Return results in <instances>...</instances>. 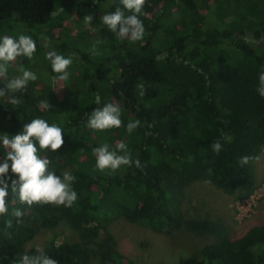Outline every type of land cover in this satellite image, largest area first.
<instances>
[{
    "label": "trees",
    "instance_id": "trees-1",
    "mask_svg": "<svg viewBox=\"0 0 264 264\" xmlns=\"http://www.w3.org/2000/svg\"><path fill=\"white\" fill-rule=\"evenodd\" d=\"M63 1L0 0V28L14 33L40 28ZM83 7L80 15L93 17L88 50L47 46L72 57L67 81L76 73L83 81L61 97L49 50L38 45L36 34V51L44 55L50 77H43L42 87L29 81L26 90L15 93L18 105L0 97V135L14 136L36 118L63 129L59 150H40L37 143V154L50 161L48 169L57 176L75 177L71 187L78 199L71 207H29L9 190V214L0 216V264H19L23 255H35L29 242L62 219L80 231L83 242L52 240L42 247L58 264H89L92 252L103 264H135L118 249L109 229L114 220L125 217L169 235L185 226L216 233L218 223L185 217L186 188L208 181L226 193L248 195L256 186L253 162L264 147V97L257 92L264 72V0H146L139 14L144 36L135 42L119 39L102 23L103 15L124 10L120 0H87ZM13 78H0V88ZM40 101H48L49 110ZM107 103L120 108L122 126L89 128L88 116ZM136 120L140 124L129 134L126 126ZM216 141L223 145L219 154L211 147ZM120 143L133 165L99 171L94 149L107 144L122 155ZM5 156L0 147V163ZM243 156L251 159L241 166ZM7 175L18 179L10 168ZM14 209L24 215L11 216ZM184 264H264V225L237 238L223 236L204 248L202 259Z\"/></svg>",
    "mask_w": 264,
    "mask_h": 264
},
{
    "label": "rangeland",
    "instance_id": "rangeland-1",
    "mask_svg": "<svg viewBox=\"0 0 264 264\" xmlns=\"http://www.w3.org/2000/svg\"><path fill=\"white\" fill-rule=\"evenodd\" d=\"M64 2L65 0L60 3L57 14L53 15L47 24L40 25V28L38 26L33 30H17L18 32L14 33L3 26L0 28V38L7 35L18 39L20 35H29L34 39L37 34L38 45H44L49 51L52 50L47 46L56 43L87 51L94 35L91 24L86 23L84 16L80 15L87 0H72L71 5L66 6L63 5ZM70 6L71 9H68ZM76 6H79L81 11L77 10ZM25 70L36 74L41 87L44 85L43 77H50L46 59L37 51L31 60L22 58L10 63L7 74L19 77ZM76 74H71L68 81H56L61 97L68 95V90L74 89L76 81H83L81 76ZM253 165L257 182L253 192L248 195L241 191L226 193L208 181H196L186 188L182 203L185 217L212 220L218 223V232H199L185 226L169 235L122 217L111 222L109 226L118 242V249L135 264H184L189 259H202L204 248L217 243L223 236L237 238L253 226L264 225V147ZM52 240L58 244L64 241L83 242L80 231L73 228L67 219H62L55 227L42 228L29 242V246L44 247ZM89 264L103 263L99 256L92 252Z\"/></svg>",
    "mask_w": 264,
    "mask_h": 264
},
{
    "label": "clouds",
    "instance_id": "clouds-1",
    "mask_svg": "<svg viewBox=\"0 0 264 264\" xmlns=\"http://www.w3.org/2000/svg\"><path fill=\"white\" fill-rule=\"evenodd\" d=\"M123 9L130 15H125V11L116 8L114 12L103 15L102 23L110 31L115 33L119 39H130L139 41L144 36V25L139 19V14L146 3V0H120ZM61 11L63 9L61 8ZM57 13H53L56 15ZM93 17L86 15L84 21L91 24ZM36 41L29 35H20L17 38L12 36H3L0 38V78H7L8 66L18 59L27 58L31 60L36 52ZM47 58L51 62L52 70L56 73L53 76V82L65 81L69 78L68 68L73 63L71 56L65 57L55 51H49ZM37 80L34 72L25 70L22 75L7 81L3 88H0V97L8 96V103L18 105L21 101L15 96V93L26 90L29 81ZM257 92L264 97V72L259 74V87ZM96 103H100V97L97 95ZM40 106L49 110L48 101H40ZM121 110L114 103H107L102 108H95L87 119V126L93 130L104 131L122 126ZM140 124L139 120L129 122L126 131L132 133ZM63 129L56 124L50 125L45 119L36 118L23 126V130L14 136L7 134L0 135V147L6 151L3 163H0V216L9 214L7 198L11 194L18 197L21 204H27L31 207L33 204H52L56 206L71 207L78 199L77 192L71 187L75 177L68 172L63 177L57 176L49 171L50 161L47 158H41L38 153L37 143L40 150H51L56 152L63 144ZM230 137L225 136V140ZM118 149L124 154H118L116 151H110L107 144L96 147V168L103 172L111 170L115 172L121 166H132L133 160L128 153L124 143L118 144ZM212 150L219 154L223 145L216 141L212 144ZM250 157L243 156L239 163L244 166L249 163ZM9 161L11 164H9ZM136 167H140L137 159ZM15 174L18 179H11L7 174ZM11 180V186L7 180ZM24 213L20 209H14L11 216L20 218ZM19 223V219L17 220ZM35 255H23L19 264H58L57 260L49 257L44 249L36 246Z\"/></svg>",
    "mask_w": 264,
    "mask_h": 264
}]
</instances>
